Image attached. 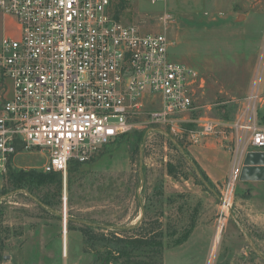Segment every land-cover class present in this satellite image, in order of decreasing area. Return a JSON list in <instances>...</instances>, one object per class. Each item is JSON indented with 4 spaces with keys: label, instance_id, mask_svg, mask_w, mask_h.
<instances>
[{
    "label": "rangeland",
    "instance_id": "374dc122",
    "mask_svg": "<svg viewBox=\"0 0 264 264\" xmlns=\"http://www.w3.org/2000/svg\"><path fill=\"white\" fill-rule=\"evenodd\" d=\"M123 1L119 20L143 32H162L159 17L172 15L170 59L193 69L199 81L196 110L185 116L234 122L255 91L261 99L253 120L264 128V0ZM19 37L16 20L0 13V51L4 40ZM2 91L10 99L13 83L0 71ZM160 108L159 99L154 107L145 101V113ZM245 138L238 141L240 152L251 148ZM235 144L229 139L234 150ZM189 146L167 128L145 126L102 147L66 177L16 188L6 178L10 169L38 171L47 162L39 152L18 157L0 174V264L9 262L6 256L12 264H93L94 253L83 252L86 226L110 233L144 220L161 225L164 256L179 255L167 254L165 264H264V182L238 180L220 236L224 183L220 192L207 184ZM232 155L234 165L237 150Z\"/></svg>",
    "mask_w": 264,
    "mask_h": 264
},
{
    "label": "built area",
    "instance_id": "2783aa9c",
    "mask_svg": "<svg viewBox=\"0 0 264 264\" xmlns=\"http://www.w3.org/2000/svg\"><path fill=\"white\" fill-rule=\"evenodd\" d=\"M119 1L0 0V13L20 28V37L4 40L0 51V71L13 83L10 99L0 92V174L18 157L39 152L47 162L38 171L66 177L72 161L86 163L102 147L145 126L167 128L189 145L221 138L239 155L221 190V236L243 159L264 151V128L253 120L261 97L253 91L231 123L185 116L196 110L199 81L193 69L170 59L175 42L166 29L172 15L159 17L162 32H143L116 18ZM158 99L160 110L145 113V101L154 107ZM244 135L251 148L240 152Z\"/></svg>",
    "mask_w": 264,
    "mask_h": 264
},
{
    "label": "trees",
    "instance_id": "16d2710c",
    "mask_svg": "<svg viewBox=\"0 0 264 264\" xmlns=\"http://www.w3.org/2000/svg\"><path fill=\"white\" fill-rule=\"evenodd\" d=\"M126 4L127 2L123 0L116 4L117 19H119L123 9L126 8ZM135 133L137 132L132 134ZM132 134L124 135L117 140ZM170 146H172L171 142ZM84 164L72 161L68 166V172L71 168ZM199 170L207 184L213 188L214 186L206 173L200 168ZM61 175V173H43L37 170L15 171L10 169L6 178L17 188L35 181L41 184L46 180L60 178ZM43 202L49 205L47 201L44 200ZM82 233L84 235L83 252L94 253L93 264H163L164 233L157 221L144 220L134 228L115 230L110 233L96 232L93 228L86 226Z\"/></svg>",
    "mask_w": 264,
    "mask_h": 264
},
{
    "label": "crops",
    "instance_id": "0c3cea01",
    "mask_svg": "<svg viewBox=\"0 0 264 264\" xmlns=\"http://www.w3.org/2000/svg\"><path fill=\"white\" fill-rule=\"evenodd\" d=\"M186 150L195 165L197 164V166L206 173L209 181L213 186L219 189L220 192L221 187L219 188V186L229 178L233 167V162L231 161L233 158L232 152L224 147L223 140L221 138L218 140H215L213 138L208 139L200 145H190ZM215 169H220V173L217 174V171H215ZM212 193L217 197L215 192ZM75 240L81 239L78 236L75 238ZM189 241L190 240H188L186 244H189ZM167 254L179 256L176 255L173 250L167 251L164 256V264ZM182 258H185L187 260V257ZM8 261V264H12L11 257Z\"/></svg>",
    "mask_w": 264,
    "mask_h": 264
},
{
    "label": "water",
    "instance_id": "95a60500",
    "mask_svg": "<svg viewBox=\"0 0 264 264\" xmlns=\"http://www.w3.org/2000/svg\"><path fill=\"white\" fill-rule=\"evenodd\" d=\"M241 182H264V152L251 151L246 154L240 173ZM10 260L9 256L4 261Z\"/></svg>",
    "mask_w": 264,
    "mask_h": 264
}]
</instances>
